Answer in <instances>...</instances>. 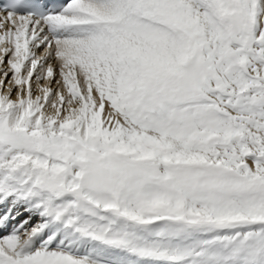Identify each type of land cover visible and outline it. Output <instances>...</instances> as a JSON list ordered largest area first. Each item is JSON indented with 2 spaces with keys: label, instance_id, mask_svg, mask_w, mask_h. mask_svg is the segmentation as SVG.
I'll return each instance as SVG.
<instances>
[{
  "label": "snow or ice",
  "instance_id": "1",
  "mask_svg": "<svg viewBox=\"0 0 264 264\" xmlns=\"http://www.w3.org/2000/svg\"><path fill=\"white\" fill-rule=\"evenodd\" d=\"M0 13V264H264V0Z\"/></svg>",
  "mask_w": 264,
  "mask_h": 264
}]
</instances>
